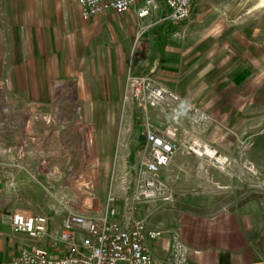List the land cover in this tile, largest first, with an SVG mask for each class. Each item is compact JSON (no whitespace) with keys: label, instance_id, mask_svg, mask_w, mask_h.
Segmentation results:
<instances>
[{"label":"crops","instance_id":"obj_1","mask_svg":"<svg viewBox=\"0 0 264 264\" xmlns=\"http://www.w3.org/2000/svg\"><path fill=\"white\" fill-rule=\"evenodd\" d=\"M200 3L170 26L164 7L138 18L141 3L84 20L77 0H0V264L65 241L73 211L44 198L74 177L76 128L96 207L161 230L148 241L154 257L167 260L177 240L189 264H264V29L204 28L196 22L225 15L196 12ZM146 72L178 99L146 110L124 100L127 74ZM179 106L189 110L175 122L178 148L158 172L169 198L136 203L139 136L163 133ZM189 139L228 165L188 152ZM36 210L49 215L43 239L13 230L12 213Z\"/></svg>","mask_w":264,"mask_h":264},{"label":"built area","instance_id":"obj_2","mask_svg":"<svg viewBox=\"0 0 264 264\" xmlns=\"http://www.w3.org/2000/svg\"><path fill=\"white\" fill-rule=\"evenodd\" d=\"M77 3L84 20L107 11L124 12L138 3H141L136 9L138 18L143 19L164 7L160 20L170 26L189 21L192 14V0H77ZM145 27L142 25L140 28L144 30ZM167 97L178 99L177 95L159 85L150 73L127 74L124 100L134 101L146 110L160 105ZM187 110V106L172 108L173 124L167 126L163 133L145 127L144 140L141 142L143 156L133 192L134 202L169 198L164 184L158 179V172L168 164L178 148L175 122L178 114ZM186 148L188 152L207 157L220 168H225L229 163L216 149L197 140L187 143ZM10 219L14 231L26 232L35 239H41L46 234L49 222V216L45 214L24 215L14 212ZM62 227L67 241L73 240L75 234L81 235L75 253L55 255L45 247L20 249L16 256L2 264H189L186 247L177 240L173 242L167 260L154 257L148 248V241L159 238L162 231L149 229L142 221H133L123 226L111 220L108 215L96 219L73 213L66 217Z\"/></svg>","mask_w":264,"mask_h":264},{"label":"rangeland","instance_id":"obj_3","mask_svg":"<svg viewBox=\"0 0 264 264\" xmlns=\"http://www.w3.org/2000/svg\"><path fill=\"white\" fill-rule=\"evenodd\" d=\"M199 2H201L199 5L200 8H198L196 12L208 14L213 12L225 15L216 17L212 20L209 19V17H206V19L202 22H196L204 28L214 27L222 29L228 24H234L238 29H264V0H199ZM231 18H234V20L231 21ZM187 111L185 113H187ZM192 140L196 139H189V142ZM75 141L80 163H76L74 166V177L59 181L60 190L58 191V195L44 198V204H48L49 202V205L51 204L54 208L56 207V209L59 210H66L69 208L73 211V213L83 214L90 217L94 216L95 218L103 217L106 215V212L104 213L103 208H100L99 206L96 207L98 204L94 196L95 192L93 191L95 182L89 180L87 174H85L88 166L85 163L87 159V154H85L87 152L86 139L84 133H82L79 128H76L75 131ZM199 142L205 144L207 143L204 141ZM61 185L64 186L61 187ZM66 185H69L68 192L66 190ZM112 199L113 197L111 195L108 196L107 205L112 201ZM99 208L100 211L97 213ZM36 211H30V214H45L39 213L40 211ZM66 217L64 219H66ZM43 238L44 237L41 239ZM80 241L81 235L75 234V238L73 240L58 241L54 246L44 243V246L55 255H69L76 252L80 245Z\"/></svg>","mask_w":264,"mask_h":264},{"label":"water","instance_id":"obj_4","mask_svg":"<svg viewBox=\"0 0 264 264\" xmlns=\"http://www.w3.org/2000/svg\"><path fill=\"white\" fill-rule=\"evenodd\" d=\"M140 142H142L143 140H144V135L143 134H141L140 136H139V139H138Z\"/></svg>","mask_w":264,"mask_h":264}]
</instances>
